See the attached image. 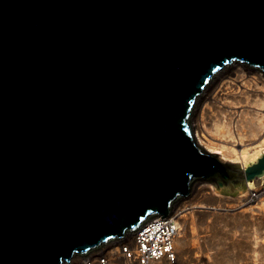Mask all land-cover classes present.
Masks as SVG:
<instances>
[{
  "label": "water",
  "instance_id": "95a60500",
  "mask_svg": "<svg viewBox=\"0 0 264 264\" xmlns=\"http://www.w3.org/2000/svg\"><path fill=\"white\" fill-rule=\"evenodd\" d=\"M233 63L264 73V0H0V264L70 263L196 181L263 175L195 138Z\"/></svg>",
  "mask_w": 264,
  "mask_h": 264
},
{
  "label": "bare ground",
  "instance_id": "6f19581e",
  "mask_svg": "<svg viewBox=\"0 0 264 264\" xmlns=\"http://www.w3.org/2000/svg\"><path fill=\"white\" fill-rule=\"evenodd\" d=\"M248 69L239 63H233L225 67L210 81L201 96L197 99L194 108L197 110L202 102L209 100L210 96L207 98V95L214 82L219 79L221 80L220 89L217 91V94L215 93V97H211L213 101L222 97V91L226 90L224 87L237 81L249 88V92L244 99V102L251 105L249 109L236 110V108L240 107L233 106L240 102H235L238 96H233L230 101L228 100V107L224 111L220 110L219 122L213 123L208 111L209 105L206 101L205 105L202 106L203 109L200 111L198 119L195 120V128L197 130L194 131V134L196 133L195 138L204 151L216 155L221 163L241 164L243 171L256 163L264 155V74H262L263 72H258L259 70L257 71V69ZM233 108L235 109L233 110ZM212 123L213 128H210V124ZM221 140H227V142H221ZM232 140L236 144H232ZM237 146L242 148H237ZM244 179L248 188L242 193V197H240V210L233 215L241 219L249 218L264 224V219L262 220L264 217V203H262V197L264 196V174L251 180H248L246 177ZM191 189L189 190L190 196L196 198L208 196V193L205 192L207 188L203 186L196 188L193 192H191ZM209 189L213 190V187H209ZM256 201H259L258 205L254 206L253 203ZM199 208H205L202 201L197 203L191 202L184 205L179 212L172 213L171 211L165 217V219H168V222H164L162 225L165 228L168 225H172L173 227L170 240L175 262L168 258L163 249L164 254L162 256L159 254L160 257L158 259L156 255L154 258H149L147 264H178L179 257L183 259L182 264H205L209 260V255H204L201 237L194 232V229H196L194 226H197L195 223L197 218L202 217L206 219L211 214H214L213 210L203 211L199 210ZM226 215H229V213H226ZM188 229L191 230L190 233ZM135 234L136 232L134 235L133 232L125 233L122 239L110 241L106 245L101 246L100 250L95 249L96 251L88 252L87 256H80L81 259L72 261L74 256L70 263L64 264H102L101 258H105L107 264H141V256L138 251L139 245ZM251 238L253 248L250 258L257 263L263 260L264 231L259 237L252 236ZM124 246L129 247L132 253L131 257H128L126 254L124 255L122 248ZM200 252L202 254H199ZM193 255L196 257L195 262L197 263H190L192 261L189 260L190 256Z\"/></svg>",
  "mask_w": 264,
  "mask_h": 264
},
{
  "label": "rangeland",
  "instance_id": "374dc122",
  "mask_svg": "<svg viewBox=\"0 0 264 264\" xmlns=\"http://www.w3.org/2000/svg\"><path fill=\"white\" fill-rule=\"evenodd\" d=\"M258 72L262 73L261 71ZM220 82V79L214 82L209 91V94L207 95V98L210 96L209 100H205L204 102H202L200 104V107L197 108L196 113H194L192 118V126L194 128V131L197 130L195 128V120L198 119V116L201 113L200 111L203 109L202 106L205 105L206 101L209 105L208 111L213 123H215L216 121L219 122L220 110L224 111L228 107V100L230 101L233 96H238L235 102H240L239 104L233 106L240 107L236 108V110L250 108L251 105L244 102V99L249 92V88L238 81L224 87L226 90L222 91V97L213 101L211 97H215L217 91H219V85L221 84ZM234 109L235 108H233V110ZM213 123L210 124V128H213ZM221 142H227V140H221ZM231 143L236 144V142L234 143L233 140L231 141ZM237 148L242 147L237 146ZM222 164L241 167V164L238 163L222 162ZM241 169L243 170L242 167ZM202 186L207 188V191L205 190V192L208 193V196L196 198L189 195V197L187 196L186 198L182 199L176 206H174V209L172 208V213L179 212L181 208L188 203H197L200 201L204 203L205 208H199V210H213L214 215L211 214L210 217L206 219H203L202 217H200L199 219L197 218L198 221L197 219L195 220L197 226H194V228H196L194 229V232L196 233V235H199L201 237V246L202 249L204 248L203 251L205 252L204 255H209L210 257L205 264H264V246L262 247V261H258L257 263H255L250 258L251 250L253 248V246L251 245V237H259L260 234L264 231V224H261V222H257L256 220L253 221L249 218L241 219L233 215L238 210H240V197H242V193L245 192L248 188L246 182L241 183L236 189H220L215 180H199L192 184L191 192H193L196 188H201ZM209 187H213L214 191L209 189ZM258 202L259 201L254 202L253 205H258ZM262 203H264V196L262 197ZM226 213H229V215H226ZM263 219L264 217L262 218V220ZM188 232L190 233L191 230L188 229ZM134 233L135 232H133V235ZM101 248L102 247L96 250H100ZM262 250L260 249V251ZM199 254L202 253L200 252ZM76 259L81 258L80 256H75L72 261H75ZM178 260V264H182L183 259L179 257ZM189 260H192L190 263H197L195 262L196 257H194V255L190 256Z\"/></svg>",
  "mask_w": 264,
  "mask_h": 264
},
{
  "label": "built area",
  "instance_id": "2783aa9c",
  "mask_svg": "<svg viewBox=\"0 0 264 264\" xmlns=\"http://www.w3.org/2000/svg\"><path fill=\"white\" fill-rule=\"evenodd\" d=\"M164 222L167 223L168 219H165V217L162 216H158L150 220L148 223L142 226V228L136 231L135 237L139 245L138 251L140 252L141 256V264H147L149 258H154L155 255L158 259L164 254L162 251L163 249L165 250V253L168 258L175 262V256L173 255L174 253L170 240V237L172 235L171 231L173 230V227L172 225H168L165 228L162 225ZM122 248L124 255L126 254L128 257L132 256L129 247L124 246ZM101 262L102 264H107L105 258H101Z\"/></svg>",
  "mask_w": 264,
  "mask_h": 264
}]
</instances>
